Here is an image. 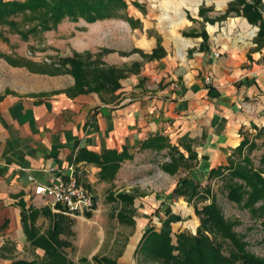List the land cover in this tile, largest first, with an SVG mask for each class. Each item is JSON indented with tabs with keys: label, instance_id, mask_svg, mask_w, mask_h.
<instances>
[{
	"label": "crops",
	"instance_id": "obj_1",
	"mask_svg": "<svg viewBox=\"0 0 264 264\" xmlns=\"http://www.w3.org/2000/svg\"><path fill=\"white\" fill-rule=\"evenodd\" d=\"M131 1L140 7L132 5V21L147 28L146 7ZM150 1L159 3L157 24L162 33L156 31L155 37L143 33L138 45L149 55L160 38L162 54L145 60L132 57L133 65L117 81L120 88L108 97L72 93L69 79L50 96L40 94L45 89L28 91L23 86L17 95H3L6 90L16 93L15 71L7 63L0 65V261L18 260L6 258L5 250L25 240L21 211L51 213L48 205L31 195L28 176L34 184H45L48 170L68 173L71 167L92 195L93 211H103L95 200L106 199L113 211L163 215L169 209L177 216L178 210L189 215L193 209L186 203L179 209L174 205L176 186L183 184L192 191L195 185L205 184L211 170L234 161L242 140H250L264 127V43L257 46L253 41L257 26L233 15L219 19L231 0L207 5L200 0ZM260 3L264 20V0ZM114 20L84 22L86 32L92 25ZM80 39L76 37V50L83 49ZM172 148L182 156L184 169L177 171L179 176L162 171L161 185L154 178L147 183L152 188L149 194L143 191L147 187L131 184L130 169L137 168L138 156H167ZM89 155L105 161H89ZM120 194L130 196L131 204L121 203ZM139 224L145 227V219Z\"/></svg>",
	"mask_w": 264,
	"mask_h": 264
},
{
	"label": "rangeland",
	"instance_id": "obj_2",
	"mask_svg": "<svg viewBox=\"0 0 264 264\" xmlns=\"http://www.w3.org/2000/svg\"><path fill=\"white\" fill-rule=\"evenodd\" d=\"M124 1L128 6L127 13L125 8V15L132 20V13H134L132 1ZM138 1L140 4L143 3L147 9L146 12L149 13L147 28H142V24H130L117 19L113 22L107 21L100 22L96 26L92 25L87 28L86 32V24L78 18L75 21L67 20L58 30L56 27L61 22L53 30L41 31L37 29L36 32L27 35L25 34L27 30L36 26L37 21L27 13L14 17L13 19L18 24L17 30L24 34V38L6 27H0V31H2L0 65L4 62L14 68L13 82L16 91L15 93L6 90L3 95H17V92L22 90L21 86L28 91L45 89L40 93L42 96L56 93L55 88H60L68 79L73 82L72 76L66 72L69 69L68 65L61 63L62 59L71 58L73 54L78 56L76 60L80 61L82 69L85 71L87 88H92L99 82L95 71L104 72L108 68H113L121 72V77L124 76V72L130 69L132 57L138 55L142 60L147 59L145 58L147 55L143 54L138 45L139 36L144 33L147 37H155L159 36L156 31L162 33L157 24V19L160 16L157 10L159 3H153L150 0ZM176 1L179 2V0ZM200 1L202 5L213 4V0ZM141 14L143 15L144 12ZM186 18L189 20L190 15H186ZM76 37L81 38L78 42L83 48L82 50H76ZM134 53L136 54L133 55ZM122 61L123 64H120ZM72 87L73 84L70 87V92L74 91ZM83 89L85 90V87ZM106 90H99L98 93L105 97L110 94ZM3 95H0V99ZM253 137L248 139L247 143L254 141L255 148L250 151L248 146L243 148L240 153H236L234 161L228 162L229 164L232 163L235 166L241 159H248L254 168L258 167L259 157L264 153V145L261 144L264 140V132L255 140ZM169 151L167 156L159 153L138 156L136 158L138 161L135 164L137 168L130 169L131 180L129 181L132 182L131 184L147 187V190L143 191L149 194L152 188L149 190L147 183L151 181V178L157 179L160 185L162 183L160 180L163 177L161 165H170V161L174 160L173 165H178L177 171H182L184 169L182 160L177 158L176 151L172 149ZM139 165L140 167H138ZM224 171L222 170V176L219 178L208 179L205 184L195 185L198 193L196 198L188 200L185 197L181 199L176 196L178 199L174 201L175 207L179 209L184 206L183 203H186V207L192 208L193 211H188L189 215H186L187 211H174L180 217V221L171 223L173 224L170 226L171 244L175 245L174 235L177 233L185 231L194 235L199 225V217L196 215L195 209L199 210L203 205L214 202L222 218L231 225V231L243 243L244 250L257 258L264 259V214L262 216L253 215L250 211L226 200L225 185L229 183V180L228 173ZM177 175L179 176V173ZM95 203L98 206L101 204L103 211L86 213L90 215L89 218L86 217V214L77 219L68 218L71 235L60 237L71 245L64 249L68 261L71 264H91L90 257L96 256L117 260L118 264H150L151 262L146 261L141 255H134L144 228L139 222L141 219H145V227L157 231L160 227L158 221L162 219L163 215L158 214L157 211H127L125 213L128 217L131 219L133 217V224L128 225L117 220L115 215L118 211H113L114 208L113 205H110V201L100 199L95 200ZM37 223L38 229L43 232L48 226L49 220L39 217ZM22 241L19 247H14V244H11V247L7 246L5 257L41 261L42 252L30 248L24 239ZM216 242L219 244L220 252L227 255L229 245H226L220 238H216ZM133 243L134 245H132ZM81 259H85L87 262H82ZM0 264H8V262L0 261Z\"/></svg>",
	"mask_w": 264,
	"mask_h": 264
},
{
	"label": "trees",
	"instance_id": "obj_3",
	"mask_svg": "<svg viewBox=\"0 0 264 264\" xmlns=\"http://www.w3.org/2000/svg\"><path fill=\"white\" fill-rule=\"evenodd\" d=\"M135 8H140L133 1ZM126 4L124 0H23L21 2L14 0H0V27H6L24 38V34L17 30V22L14 17L25 13L37 21V25L27 30L30 34L41 31L53 30L63 19L75 21L82 19L86 23L106 19H121L127 23H134L125 15ZM262 5L260 0H231L226 4V8L219 19H224L228 15H233L245 19L252 26H257L258 31L253 39L257 46L264 43V20L261 17ZM202 10L198 9V15ZM208 21V19L205 18ZM210 21V20H209ZM0 31V38L2 37ZM25 35V36H27ZM203 38L205 35L202 34ZM197 37V35H193ZM203 40V39H202ZM162 54L159 40L156 42V48L145 58L153 59ZM78 57L73 54L71 58L61 60L62 65H68L66 71L73 78L72 93H98L99 90L107 89L108 92H115L120 87L117 80L121 78V72L113 68L106 71H95L99 80L92 88L86 87L85 71L82 69ZM88 85V84H87ZM85 87V90L83 89ZM264 132V127L256 132L253 140L260 137ZM242 140L235 149L240 153L243 148L249 147V151L255 148L254 141L247 143ZM264 145V140L261 142ZM172 150L176 151L172 148ZM177 158L182 160L181 154L177 151ZM192 158L193 155L189 154ZM89 161L101 164L105 161L104 157L100 159L94 155H89ZM161 165L160 169L173 174L177 171L178 165ZM228 163V166L221 169H214L209 172L208 179L221 177L222 170L228 174L229 183L225 185V198L227 201L240 206L242 209L250 211L253 215L262 216L264 214V153L258 160V167L254 168L248 159H241L235 166ZM173 196H186L188 200L198 196L196 186L192 191L183 187V184L176 186L172 191ZM121 203L131 204L132 198L127 195H117ZM127 211H118L116 218L119 222L132 225L131 217L125 213ZM130 212V211H129ZM199 217V225L195 234L180 232L174 235V244H171L170 224L179 222L180 217L174 215L169 209L163 211V219L159 220L160 227L156 231L150 227H144L141 237L136 245L134 255H141L150 264H264V259L257 258L244 250L243 243L231 231V225L225 222L214 202L203 205L199 210L195 209ZM42 216L49 220L46 229L40 233L35 226V220ZM89 214L86 217L89 218ZM20 222L22 232L30 248L42 252L41 261L14 260L9 264H71L64 249L71 245L68 241L61 239V236H70V221L67 217L60 214H51L50 211H21ZM264 223V222H263ZM264 225V224H263ZM216 238H220L226 245H229L227 255L220 252L219 244ZM82 262H87L81 259ZM91 264H118L116 260L106 257H90Z\"/></svg>",
	"mask_w": 264,
	"mask_h": 264
},
{
	"label": "built area",
	"instance_id": "obj_4",
	"mask_svg": "<svg viewBox=\"0 0 264 264\" xmlns=\"http://www.w3.org/2000/svg\"><path fill=\"white\" fill-rule=\"evenodd\" d=\"M67 172L48 170L45 184H34L29 176L27 181L33 184L31 195L40 198L42 205H48L52 214L77 219L93 212V197L77 181L71 167L67 168Z\"/></svg>",
	"mask_w": 264,
	"mask_h": 264
}]
</instances>
